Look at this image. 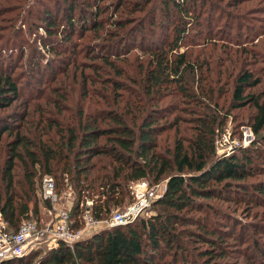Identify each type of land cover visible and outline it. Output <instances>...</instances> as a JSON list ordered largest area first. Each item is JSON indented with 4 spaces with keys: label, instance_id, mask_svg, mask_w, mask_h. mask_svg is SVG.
<instances>
[{
    "label": "trees",
    "instance_id": "16d2710c",
    "mask_svg": "<svg viewBox=\"0 0 264 264\" xmlns=\"http://www.w3.org/2000/svg\"><path fill=\"white\" fill-rule=\"evenodd\" d=\"M4 1L5 6L10 7L9 2L13 0ZM158 1L160 4L156 0H118L108 16V7L103 6L104 0H86L90 9L80 7L79 17L74 19L75 1L63 0V4L56 5L53 9H43L40 22L46 31L45 37L60 36V41L55 39L49 48L59 54L67 51L63 48H68L77 29L82 36L88 31L94 37L103 34L106 38L111 35V38L123 40L133 28L132 22L140 16L159 9L160 16L168 19L172 12L177 18L172 15L171 36L165 38L162 35L158 38L160 44L148 41L145 52L149 54V58L141 75L142 82L135 79L132 82L134 86L128 87L133 90L140 86L143 91L139 92L146 96L155 93L160 96L170 87L173 91L187 93L188 90L184 89L185 72L189 68L181 66L189 63L185 61L187 51H173L177 50L195 28L193 33L197 35V41L209 42L211 29H202L204 13H208L205 1ZM243 1H239L235 7ZM3 8L0 0V20L4 18ZM249 9L242 5L239 10ZM209 23L210 21L207 22ZM224 39L226 42L230 41L227 35ZM60 44H63V48H56ZM240 47H236L232 55L237 57V52L248 50ZM120 51L121 49L95 51L96 59L102 62L97 68L103 67L106 70L105 64L110 68L115 67L119 73L120 69L115 66L111 57H119ZM74 53H77L76 49ZM234 56L230 57L229 54L228 60L233 61L236 59ZM51 65L53 66L46 62L47 67ZM188 66L194 67L192 62ZM33 69H38L37 65ZM263 78L264 74L260 70L248 67L244 70L240 68L233 80L232 95L236 105H249L253 110L248 122L255 140L247 147H239L230 155L210 163L213 138L207 140L206 135L208 138L213 136L215 117L207 120L206 116H196L198 130L194 135L189 140H180L175 136L172 149L163 151L159 138L166 128L161 123L164 115L159 107L155 112L141 110L143 117L136 126L133 121L131 123L128 120L123 108L105 109L86 115L88 119L80 121L77 129L70 130L67 136L62 137L56 146L57 151L45 145H38L36 149L29 146L20 149L22 139H12L11 152L4 163L5 174L0 178V217L6 223L0 229L5 232L17 230V224L22 219H38L39 201L44 208H51L49 200L41 198L38 201L35 195V188H40L42 176L46 174L54 179L58 195L67 186L73 188L74 198L69 209L73 227L82 224L81 204L87 198H92L89 206L92 216L101 219L107 217L111 209L131 201L127 182L144 178L152 184L165 174L167 180L162 196L152 205L155 210L153 213L138 216L127 224L93 232L78 240L73 250L63 241H59L52 249L38 245L24 254L6 259L2 264H222L223 259L231 256V241L238 236L243 237L249 228H255L259 232L258 223L234 218L228 213L229 208L220 207V227L215 225L214 219L211 224L210 213L217 215L218 211L209 207L206 201L218 198L224 202L245 204L246 207L255 203L264 206V180H251L264 171V154H261L264 150ZM204 80L202 75L198 79L199 83ZM112 82L116 83L115 80ZM202 93L213 94L208 90ZM18 94L13 74L0 69V110L9 107ZM151 100L152 97L148 98L147 103ZM155 102L157 99L153 100ZM139 104L145 105L141 98L136 105ZM173 122L175 130H179V121L175 119ZM18 126L19 123L0 119V144L4 134L13 132ZM17 163L22 165L25 173V183L21 186L23 191L19 192L15 191L11 176ZM247 214V217L251 216L250 212ZM237 227L239 233H235ZM196 242L200 247H192ZM244 246L250 249L244 253L247 264H264V248H260L258 241H249Z\"/></svg>",
    "mask_w": 264,
    "mask_h": 264
},
{
    "label": "rangeland",
    "instance_id": "374dc122",
    "mask_svg": "<svg viewBox=\"0 0 264 264\" xmlns=\"http://www.w3.org/2000/svg\"><path fill=\"white\" fill-rule=\"evenodd\" d=\"M1 1L5 11L4 18L0 20V69L8 70L13 74L19 94L9 107L0 110V119H8L12 123H19L20 126L3 136L0 144V178L5 174L4 163L11 152L12 139L16 137L22 139L20 149H26L25 146L36 149L38 145H45L57 151L56 146L59 145L62 137L67 136L70 130L77 129L80 121L88 119L86 115L105 109L123 108L128 120L131 123L133 121L136 126L143 117L142 111L155 112V109L159 107L164 115L161 123L163 122L166 128L159 138L163 151L172 149L175 136L180 140H189L194 135L193 133L198 130L196 116H206L207 120L215 117L213 136L208 138L206 135L207 140L213 138L211 142L213 153L210 154L211 160L208 163L230 155L239 147H247L255 140V134L248 122L253 110L249 105L237 106L232 92L234 76L240 68L244 70L255 67L264 74V0H248L247 2L242 0L243 2L236 7L235 5L241 0L236 2L234 0H204L208 13H204L202 29L203 31L211 29L212 36L208 39L209 42H198L197 35L193 33L195 28L179 45L178 51H173L176 53L187 51L185 61L189 63L181 64V66L189 68L185 72L184 88L188 91L187 93L176 92L170 87L164 92L161 91L160 96L157 93L146 96L143 92H139L143 91L140 86L133 90L128 86H134L132 82L135 79L142 82L141 75L149 58V54L145 52L148 41L153 40L154 43L160 44L158 38L160 39L162 35L165 38L171 36L172 15L177 18L174 13L171 12L170 17L164 19L160 16L159 9H156L154 13L140 16L132 22L133 28H136L129 30L123 40L111 38V35L106 38L103 34L100 37H94L88 31L82 36L77 29L68 48H63V44L56 47L67 51L55 54L49 50L50 43H54L55 39L60 41V36L45 37L46 31L41 26L40 17L43 9H53L54 6L63 4V0H13L9 2L10 7L5 6L4 0ZM74 1L73 13L74 19H77L80 15V7L87 10L90 7H87L86 0ZM104 1L103 6L108 7V13L113 11L118 2V0ZM156 2L160 4L158 0ZM242 5L250 9L239 10ZM92 10L94 11V8ZM110 15L111 13L108 14ZM208 21H210L209 24H207ZM60 27L63 28L61 24ZM226 35L230 37L228 42L224 39ZM238 40H240L238 44H235ZM238 46H241L240 49L244 47L248 50L242 53L237 52L239 56L235 57L232 53ZM75 49L77 53H74ZM114 49H121L119 57L116 55L111 57L115 66L119 67V73L116 72L115 67L110 68L105 64L103 65L106 70L103 67L97 68V65L102 62L96 59L94 52L115 51ZM229 54L236 59L230 62ZM47 61L53 66L47 67ZM191 62L194 65L193 68L188 66ZM34 65H37L38 69H33ZM201 75L205 77V80L199 83L198 79ZM204 90L212 91L213 94L205 95L202 93ZM150 97L152 100L147 103ZM139 98L145 105H136ZM154 99H157V102L153 103ZM175 119L179 121V130H175V124H173ZM261 154H264V150ZM11 176L15 191H23L21 186L25 183V173L22 165L17 163ZM254 179L264 180V171L251 180ZM166 180L165 174L158 182L166 183ZM130 184L127 182L131 195ZM35 189L36 199L39 201L42 198L40 188ZM67 189L68 186L63 191ZM70 189V196L60 194L58 197V205L65 206L68 210L74 198L73 188L70 187ZM206 202L209 207L218 211L217 215L210 213L211 224L214 219L215 225L220 227V207L229 208L228 213L234 218L248 219L252 223H258L259 232H256L255 228H249L243 237L238 236L231 241L232 243L229 244V248L232 249L231 256L221 261L222 264H247L245 261L247 256L244 254L245 251H250L244 246L247 242L258 241L260 248H264V206L255 203L246 207L245 204L224 202L218 198H212ZM32 204L31 201L30 205ZM38 204L39 218L29 220L39 223L48 220L50 215L40 201ZM123 207L117 206L111 209V212ZM154 211L152 208L148 214ZM248 212L251 214L250 217H247ZM22 221L24 219L19 221L17 226ZM4 226L6 223L0 217V228ZM12 231L9 230V232ZM235 233H239V227L235 228ZM38 245L48 248L46 243L41 241L32 243L28 250ZM192 247L200 246L196 242ZM256 258L257 256L254 257Z\"/></svg>",
    "mask_w": 264,
    "mask_h": 264
},
{
    "label": "built area",
    "instance_id": "2783aa9c",
    "mask_svg": "<svg viewBox=\"0 0 264 264\" xmlns=\"http://www.w3.org/2000/svg\"><path fill=\"white\" fill-rule=\"evenodd\" d=\"M130 183L132 198L123 208L111 212L107 217L97 219L92 216L89 209L92 200L86 199L81 204L83 205L82 224L79 227H73L72 220L69 219V210L65 206L58 205L60 195L56 192L54 179L49 175L44 176L40 194L43 199L50 202L51 208L46 209L50 217L42 223L26 219L14 232L0 230V264L6 259L24 254L32 243L41 241L45 242L49 249L55 248L59 241H63L73 250L78 240L93 232L106 227L127 224L138 216L150 213L154 201L162 196L166 188V183L151 184L144 178ZM61 194L70 196V186Z\"/></svg>",
    "mask_w": 264,
    "mask_h": 264
}]
</instances>
